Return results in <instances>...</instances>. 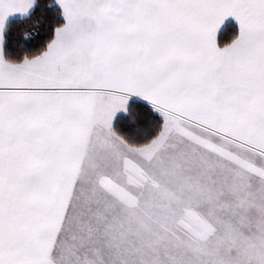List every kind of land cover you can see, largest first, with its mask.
I'll list each match as a JSON object with an SVG mask.
<instances>
[{
	"label": "snow or ice",
	"instance_id": "obj_1",
	"mask_svg": "<svg viewBox=\"0 0 264 264\" xmlns=\"http://www.w3.org/2000/svg\"><path fill=\"white\" fill-rule=\"evenodd\" d=\"M0 264H264V0H0Z\"/></svg>",
	"mask_w": 264,
	"mask_h": 264
}]
</instances>
